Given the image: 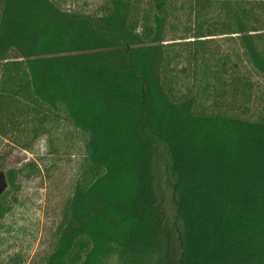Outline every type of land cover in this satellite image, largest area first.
I'll use <instances>...</instances> for the list:
<instances>
[{"label": "trees", "instance_id": "1", "mask_svg": "<svg viewBox=\"0 0 264 264\" xmlns=\"http://www.w3.org/2000/svg\"><path fill=\"white\" fill-rule=\"evenodd\" d=\"M66 1L0 0L1 142L27 150L29 138L13 133L32 142L56 118L83 135L41 264H161L157 142L174 179L175 264H264V119L198 112L199 90L174 99L159 72L169 40H188L195 55L206 40L236 34L264 74V0H105L95 23ZM35 165L4 171L0 218L18 174Z\"/></svg>", "mask_w": 264, "mask_h": 264}, {"label": "rangeland", "instance_id": "2", "mask_svg": "<svg viewBox=\"0 0 264 264\" xmlns=\"http://www.w3.org/2000/svg\"><path fill=\"white\" fill-rule=\"evenodd\" d=\"M105 0H67L65 8L75 10L92 22ZM212 8L211 13L217 11ZM176 27V25H175ZM151 28L147 17L142 24L146 35ZM180 29L171 36L179 38ZM206 40L198 54H193L188 40L167 41L159 72L166 91L180 99L189 91L199 90L195 108L201 113H225L249 120L264 119V74L250 59L238 35H217ZM264 50V40H260ZM195 56V57H194ZM29 129L30 124H27ZM12 130L6 138L11 137ZM21 140L31 139L30 132L13 133ZM21 136V137H19ZM28 139L26 149L1 142L0 154L7 159L0 167V191L4 171L25 167L16 179L18 189L10 191V211L0 218V264H41L50 251L55 227L65 199L71 195L84 155L83 135L65 119L47 123L46 132L36 140ZM11 140V139H10ZM158 193V207L167 234L161 264H175L179 254L180 228L173 195L174 179L166 146L157 142L152 162Z\"/></svg>", "mask_w": 264, "mask_h": 264}, {"label": "water", "instance_id": "3", "mask_svg": "<svg viewBox=\"0 0 264 264\" xmlns=\"http://www.w3.org/2000/svg\"><path fill=\"white\" fill-rule=\"evenodd\" d=\"M3 180H4V179H3ZM4 187H5V186H4ZM2 190H3V188H2ZM2 190H1V191H2ZM1 191H0V192H1Z\"/></svg>", "mask_w": 264, "mask_h": 264}]
</instances>
